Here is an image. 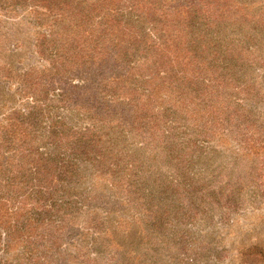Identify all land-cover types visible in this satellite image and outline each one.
I'll list each match as a JSON object with an SVG mask.
<instances>
[{
    "label": "rangeland",
    "instance_id": "1",
    "mask_svg": "<svg viewBox=\"0 0 264 264\" xmlns=\"http://www.w3.org/2000/svg\"><path fill=\"white\" fill-rule=\"evenodd\" d=\"M0 264H264V0H0Z\"/></svg>",
    "mask_w": 264,
    "mask_h": 264
},
{
    "label": "trees",
    "instance_id": "2",
    "mask_svg": "<svg viewBox=\"0 0 264 264\" xmlns=\"http://www.w3.org/2000/svg\"><path fill=\"white\" fill-rule=\"evenodd\" d=\"M116 24H117L116 25L117 29L114 30L113 28L114 25L111 24V21L107 23V25L109 26V31L107 34H108V37H111L115 41V44H114L115 50L107 47L105 42L99 43V45H97L94 50L92 51L88 50L87 52L84 50H80V47H77L76 49L75 48H69V49L63 48L60 50L56 49V52L53 55L54 59H53L52 69L55 70L57 73H61L65 71V68L68 66L69 68H72V67L80 68L82 72H84L81 66H84L85 64L88 65L89 62H90L89 65L90 64L93 65L91 61H93L95 58L99 56L97 60L103 61L102 63L98 64L97 71H96L97 72L96 77L99 78V82H108V83L117 85L120 82L125 81V77H133V78L141 77L142 78L141 80L146 79V77H148V79H153L155 76L154 71L144 76L143 75L137 76V75L132 74L134 73L136 69H138V67L135 66V64L137 63L140 64L139 60L141 58L139 57V55H141V53L139 52L140 51L144 53L146 52L142 49V45L144 43H142L141 45V41L143 40L142 35L140 34V37L138 40L136 35L131 33L130 29L121 28V24L118 22H116ZM114 31H116L117 33L115 34ZM153 37L155 38V41H157L158 37L157 36L155 37L154 35ZM104 39L105 38H103L102 40L104 41ZM128 43H130V47L132 49L135 48L134 53L136 55L133 57H135L136 59L135 61H132L133 66L130 65L132 64V62L126 63V61L127 62L129 61V60H126V58L134 59L132 56L130 58V56L128 55V52H129L128 48L126 46H123ZM162 52L164 56L170 55V51L167 48L164 49ZM142 59H145V58H142ZM104 64H109L111 69L108 72L106 71L105 73L104 72L102 73L100 72L101 71L100 67H104ZM122 64H124L123 67L121 66ZM103 69L106 70L105 67ZM82 74H85V73H82ZM127 74L131 76H127ZM100 92L102 95H105L108 98V100L115 98V95L112 93V90L108 91V89L106 88L105 90L100 89ZM143 96H147V95H143ZM134 99L135 97L132 98V100ZM132 100H131V105H133ZM105 112L110 113L109 111H105Z\"/></svg>",
    "mask_w": 264,
    "mask_h": 264
}]
</instances>
